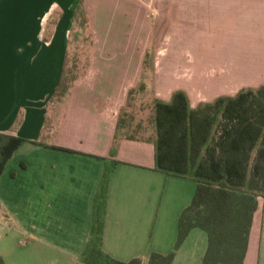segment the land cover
Here are the masks:
<instances>
[{
	"label": "crops",
	"instance_id": "0c3cea01",
	"mask_svg": "<svg viewBox=\"0 0 264 264\" xmlns=\"http://www.w3.org/2000/svg\"><path fill=\"white\" fill-rule=\"evenodd\" d=\"M85 22L95 49L111 46L114 25L164 27L174 47L198 44L208 84L168 83L157 89L163 102L183 91L195 108L264 86V0H0V137L20 141L0 172L3 264H84L96 219L102 252L147 264L173 250L195 193L193 180L155 170L148 138L116 133L125 99L85 83L90 75L58 90ZM203 49L214 52L204 58ZM206 248V233L193 228L171 264H201ZM243 264H264L263 201Z\"/></svg>",
	"mask_w": 264,
	"mask_h": 264
},
{
	"label": "trees",
	"instance_id": "16d2710c",
	"mask_svg": "<svg viewBox=\"0 0 264 264\" xmlns=\"http://www.w3.org/2000/svg\"><path fill=\"white\" fill-rule=\"evenodd\" d=\"M67 89L63 77L58 90ZM153 120L155 136L148 140L154 145L155 170L189 178L196 190L179 217L173 250L167 255L151 253L147 264H171L193 228L207 235L201 264H243L258 198L264 205V86L220 96L195 108L183 91H176L169 102L153 99ZM121 124L118 117L116 133ZM2 139L0 172L20 142ZM116 139L115 135L114 143ZM92 233L94 241L82 256L84 264H141L139 259L116 261L102 252L98 219Z\"/></svg>",
	"mask_w": 264,
	"mask_h": 264
},
{
	"label": "rangeland",
	"instance_id": "374dc122",
	"mask_svg": "<svg viewBox=\"0 0 264 264\" xmlns=\"http://www.w3.org/2000/svg\"><path fill=\"white\" fill-rule=\"evenodd\" d=\"M115 13L111 11L110 15L114 16ZM112 28L118 31L110 33L111 46L95 49L90 25L86 22L81 24L78 45L69 50L64 66V81L70 88L74 81L86 75L92 76L91 81L85 83L95 88L109 89L112 96L125 99L118 116L122 120L121 133L140 139L153 138V99L159 95L157 89H166L168 83L181 85L190 79L195 86L203 88L208 80L200 81L199 75L204 64L207 69V61L200 62L197 43L185 42L180 49L177 45L174 47L173 41L167 43L164 27L148 33L140 32L141 27L134 26L114 25ZM201 51L204 58L209 56L210 51L214 52L207 49ZM146 53L147 64L143 65ZM185 53L190 54V59H186ZM92 57H95L94 63ZM185 70L190 72L191 78L183 76ZM130 89L133 91L128 95ZM258 200L262 201L261 198Z\"/></svg>",
	"mask_w": 264,
	"mask_h": 264
}]
</instances>
